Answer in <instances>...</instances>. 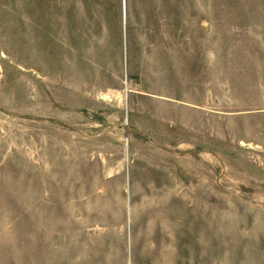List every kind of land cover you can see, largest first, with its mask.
<instances>
[{"label":"rangeland","instance_id":"obj_1","mask_svg":"<svg viewBox=\"0 0 264 264\" xmlns=\"http://www.w3.org/2000/svg\"><path fill=\"white\" fill-rule=\"evenodd\" d=\"M0 264H264V0H0Z\"/></svg>","mask_w":264,"mask_h":264}]
</instances>
